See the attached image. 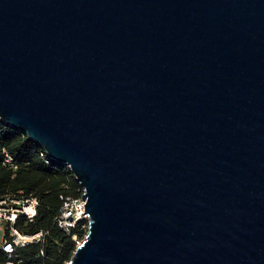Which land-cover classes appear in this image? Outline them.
Listing matches in <instances>:
<instances>
[{"label":"water","instance_id":"1","mask_svg":"<svg viewBox=\"0 0 264 264\" xmlns=\"http://www.w3.org/2000/svg\"><path fill=\"white\" fill-rule=\"evenodd\" d=\"M0 117L84 189L66 264H264V0H0Z\"/></svg>","mask_w":264,"mask_h":264},{"label":"trees","instance_id":"2","mask_svg":"<svg viewBox=\"0 0 264 264\" xmlns=\"http://www.w3.org/2000/svg\"><path fill=\"white\" fill-rule=\"evenodd\" d=\"M3 147L20 162L14 174L2 164ZM40 151L41 147L26 134L0 122V195L36 196L35 217L30 220L20 215L16 226L22 233L43 232L40 241L17 247L12 259L20 264H66L77 246L72 235L60 228L55 218L62 204L61 195H78L80 184L67 165L53 160L45 163ZM7 259V253L0 246V264Z\"/></svg>","mask_w":264,"mask_h":264},{"label":"built area","instance_id":"3","mask_svg":"<svg viewBox=\"0 0 264 264\" xmlns=\"http://www.w3.org/2000/svg\"><path fill=\"white\" fill-rule=\"evenodd\" d=\"M0 122H2L1 117ZM40 156L45 163H50L52 160L42 148ZM1 159L2 164L13 174L20 167L19 160L6 147L2 148ZM83 194L84 189L80 186L78 195H61L62 204L55 218L57 225L67 234L72 235L76 246L84 241L90 227V216L85 210L86 199L83 200ZM37 205L38 198L33 195H0V246L8 256L3 264H20L12 259L17 247L40 241L43 237V232L22 233L16 226L20 215L32 220L37 213Z\"/></svg>","mask_w":264,"mask_h":264},{"label":"clouds","instance_id":"4","mask_svg":"<svg viewBox=\"0 0 264 264\" xmlns=\"http://www.w3.org/2000/svg\"><path fill=\"white\" fill-rule=\"evenodd\" d=\"M27 135V134H26ZM28 136V135H27Z\"/></svg>","mask_w":264,"mask_h":264}]
</instances>
